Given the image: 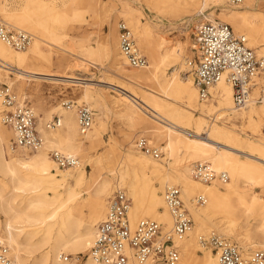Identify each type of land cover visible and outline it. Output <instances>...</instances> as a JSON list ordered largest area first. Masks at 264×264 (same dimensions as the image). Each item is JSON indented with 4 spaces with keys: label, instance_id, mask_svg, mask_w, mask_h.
<instances>
[{
    "label": "bare ground",
    "instance_id": "1",
    "mask_svg": "<svg viewBox=\"0 0 264 264\" xmlns=\"http://www.w3.org/2000/svg\"><path fill=\"white\" fill-rule=\"evenodd\" d=\"M96 2V0H90L91 9L95 8ZM150 3L159 9L157 17L161 21L164 19L161 11L177 14L181 10L191 11L199 6V12H202L208 6H220L221 21L232 24L237 31H244L243 35L249 37L251 43L256 48H260L263 53L261 55H264V14L250 9L248 2L244 7L234 8L227 7L222 0H201V2L199 0H150ZM214 12H211L206 20H220L212 18L216 15ZM32 17L33 15L29 13L10 18L9 23L19 30L31 27L34 31V33L30 32L33 35V43L28 51L20 53L0 38V71L16 74L20 79L31 77V79L51 80L64 85L79 84L86 87L83 97L89 99V87L95 84L87 82L89 79L86 77L66 70L70 66L67 61L64 70L51 68L53 64L51 57L43 55L41 43L45 41L51 44L53 49L64 50V48L54 41L51 42L50 35L45 34L46 28ZM110 20L111 17L107 21ZM203 21L205 20H201L200 23ZM136 28L137 41L140 48L147 54L150 64L135 73L120 71V65L115 68L120 71L118 76L122 81L137 85L148 93L143 99L131 91L130 94L122 92L123 102L113 100L117 107L116 116L125 120L130 128L144 124L147 133L158 141H164L165 145L160 146L163 152L160 159L167 154L169 158L165 157V159L170 164V157L177 156L179 152H185L190 160H194L177 169L175 180L181 183L183 196L191 200L189 201L192 202L191 211L197 222H202L204 217H210L213 212L224 209L227 215L219 221L216 220L217 217L212 219L214 224L226 234L237 237L244 245L255 248L251 250L252 252L263 249L264 103L256 105L254 101L262 98L264 102V77L259 78L251 93L250 101L242 108H237L233 86L226 77L211 85L209 95L206 97L211 95V100L208 101L209 99L199 96L200 91L195 78L193 79L191 75L184 77L182 74L189 66V60L185 58L187 52L184 51V45L177 42L171 46V41L165 34L150 26L137 25ZM110 34L112 38L118 39L117 24H111ZM118 47L123 58L129 63L121 51L120 35ZM85 62L94 63L86 57L79 56L76 65L81 66ZM59 63L63 65L62 61ZM100 81L107 82L115 90L120 91L114 87L117 86L129 92L123 82L117 84L110 78L100 79ZM151 81L158 82L160 88L155 90L148 87L147 84ZM19 85L25 86L24 80L20 81ZM235 106L242 110L235 113L237 111ZM42 110L45 114L39 115L40 124L37 128L42 135L44 146L34 150L29 149L33 153L27 152L26 156H7L6 143L10 139V132L0 120V171L10 177L12 184L9 195L4 194L5 185H0V211L4 215V219H0V239L11 249L18 264H78L83 253L88 256L81 264H99L90 252L97 238V226L105 219L109 211L107 198L114 189L126 191V194H131L133 197L134 204L129 210L132 226L150 216L162 220L168 231L164 236L173 234L175 217L166 202L165 193L168 187L177 185L170 184L172 183L171 175L167 167V170L158 167L155 160L154 162L151 160L154 158L159 161V158L139 148V139L137 144L130 141L131 149L135 144L136 148L149 155V158L135 153L126 155L124 152L116 157L114 155L113 159L115 157L117 163L113 167L115 173L112 180L105 178L88 196H83L81 191L69 186L66 196L63 197L58 188L72 173L59 170L50 159L46 148L54 146L64 153L76 156L80 147L73 142L72 133L77 129L78 120L80 126V118L75 105L68 107L58 104L54 109L45 110L44 105L41 104ZM218 110H223L229 118L237 117L253 123L256 127L255 136L244 138L236 133L224 131L225 123L219 122L218 116H212ZM56 111L60 112V131H48L44 128L45 120L48 124ZM190 125H193L194 132L188 130ZM90 130L92 132L87 134ZM90 130L83 133L80 128V132L86 134L85 137H89L90 143L94 141L102 143L100 125H93ZM188 134L194 138L188 137ZM150 146L157 147L152 144ZM175 146L178 151L176 153L173 149ZM22 148L28 149L19 147V149ZM241 156H245L249 161L241 159ZM113 159L111 156L107 160L111 163ZM175 159L177 163H180L179 155ZM196 160L211 163L217 172H229L231 179L215 182L211 187L197 181L194 176ZM21 167L34 169L38 173L31 178L25 177L20 171ZM84 167L81 161V165L77 167L79 171L75 175L77 185L86 180ZM138 172L145 178L144 182H147L144 193L138 185ZM255 187H259L262 194L256 192ZM48 190H52V193ZM199 193V196L205 199V196L208 197V203L204 208L197 207L195 203V201L198 203L199 197L195 199V195ZM234 193L239 194L237 203L243 205L242 209H238L231 203L230 194ZM128 194L127 196L130 197ZM252 219L259 222L250 233L249 229L244 232L242 229L251 224ZM198 232L199 229L195 226L187 236L180 237L178 242L174 240L175 245L181 250L180 264H221L220 252L217 253L211 249L205 251L201 259L198 258L196 254ZM64 252H70L71 261L64 256Z\"/></svg>",
    "mask_w": 264,
    "mask_h": 264
},
{
    "label": "rangeland",
    "instance_id": "2",
    "mask_svg": "<svg viewBox=\"0 0 264 264\" xmlns=\"http://www.w3.org/2000/svg\"><path fill=\"white\" fill-rule=\"evenodd\" d=\"M96 1L97 2L95 3L96 5L95 8L91 9L89 4L90 0H0V18L5 23L7 22V24L12 29H17V28L9 23L11 22L10 18L12 19L15 16L21 17L22 15H27L31 13L34 19L36 18V21L40 22L43 25L42 27L46 28L45 34H49L51 37L49 40L51 42L54 41L55 43H58V45L64 48V50L61 48L53 49L51 44L46 43L45 41L41 43V49L43 55L47 57H51L53 63L51 64L52 69L64 70V68L66 67L65 63L67 61V63H69L70 66H68L69 69L67 68L66 70L74 72L79 76L86 77L87 79H89L87 80V82L95 84L94 86L89 87L90 98L86 99L85 97H83V93L85 90L84 88L86 87H83L82 85L79 84L71 83L64 85L62 83L54 82L51 80L36 79V78L31 79V77L26 79H20L16 74H11V73L6 74L5 72L0 71V80L5 81L10 85H12L16 93L21 98L27 100L28 103L34 108L36 114V127L39 126L40 124L39 115L45 114L44 110L41 111V104L44 105L45 110L47 109L51 110L54 109V107L58 104L61 106H67L64 104V102L72 101L74 102L75 106H77L78 117H79L78 106L87 105L94 110L96 116H95V123L93 125H97V124L100 125L101 139L103 142L99 143L97 141H94L93 143H90L88 141L89 137H85L86 134H82L80 132L78 119H77L78 120L77 129H75V131H73L72 133L73 142H75V144L80 147L79 152L76 155L80 160L79 165H81V161H82V165L83 164L85 165L84 170L86 172V180L82 184L77 185L75 181V175L79 171V169L77 168L79 167V165L77 167L60 166L52 158L50 153H52V150H57L62 153L64 152L58 150L54 146L46 148V152L48 153L50 159L54 164L57 165V168L59 170L70 171L72 173V175L65 182H63L58 188L59 191L62 192L63 197L66 196L67 188L69 186L81 191V194L83 196H88V194L92 193L94 189L98 185H100V183L105 178L112 180L115 173L113 167L116 166L117 163V159L115 157L116 155L118 156L119 153L124 152V154L126 155H128L129 153H135L139 155H144L147 158H149L148 157L149 155L145 154L144 152L136 148L135 144L134 147L131 149L132 144L130 143V141H134L137 144V140L139 138L145 137L148 140V142L154 146L160 148V146L165 145L164 141L162 140L158 141L155 138H153L150 133H147L146 132L147 129L145 128L146 126L144 124L143 125L140 124L135 126L134 128H130L125 120L119 118L115 114V110L117 109V107H115L116 104H114L113 100H119L120 103L123 102L122 99H124L123 96L124 94H122V92H125L126 94H130L131 91L143 99L145 94L148 93L145 91V89L137 85H132L130 83L122 81L118 76V73L123 70H125L128 73H133V72L135 73V72H139L140 70H143V68L136 69L134 67H131L129 63L123 58L121 52L119 51V47H118L119 23L122 20L128 22L130 26L133 28L134 32L137 31L136 28L137 25L140 27L150 26L152 29L160 31L170 39L171 46L175 45L177 42H181L184 45V51L187 52L185 58L187 60H190L196 55V50H195L196 26L200 24L201 20H206L207 16L209 17V14L213 11H215L214 13L216 15L210 17H212L213 19H220L219 12L221 11L220 6L219 7L208 6L202 12H199V6H197L195 9L191 11L181 10L177 14H171V12L165 13L161 11V14L164 16V19L161 21L157 17L158 14L157 12L159 11V9L155 7L153 4H151L150 0H96ZM199 2H201V0H199ZM245 3L249 4L250 5L249 8L252 9L253 11L255 10L257 12L260 11L261 13L264 14V0H248V1L244 0V2L240 6H236V7H244ZM229 8H234V7H229ZM156 9L157 11H155ZM109 17H111V20L108 22L107 20ZM111 24L118 25L117 40L111 37L110 34ZM230 25L232 26V24ZM24 30L27 32L34 33V31L31 29L30 26H28L27 29ZM235 32L241 35L245 34L244 31L235 30ZM247 39L249 41V45L255 49V51L259 56L263 54L262 51H260L261 50L260 48H256L251 43L249 37H247ZM30 45L28 46L27 49H20V50L17 48L14 49H16L20 53H25L26 51L29 50ZM142 52L143 54L146 55L148 59V64H150L147 54L143 50ZM79 56L86 57L91 61H93L94 63L85 62L83 65L77 66L76 63L78 61ZM60 61L63 62V65H60L59 63ZM117 65L121 66L120 71L115 68ZM187 70H184L182 72L183 76L187 77L191 75L194 79V73L190 68V66H188ZM109 78L110 80L112 79V81L117 84L123 82L124 87L127 90H129V92L117 86L114 87L118 88L120 91L115 90L113 87H110V85L107 82L100 81V79L108 80ZM22 80H24L25 82V86L23 87L19 85L20 81ZM147 86L155 90H158L160 88L159 83L156 81L148 82ZM101 98L103 99L102 101ZM206 99H209L208 101H210L211 95ZM261 99L254 101L255 104L256 105L263 104L264 102ZM240 110L237 109L235 113L239 112ZM2 111H3V103L0 98L1 121H3ZM59 114L60 112L58 111L54 112L49 123L55 120L56 118L60 117ZM212 116H218L219 118L218 121L225 123L226 127L223 128L224 131L227 132L230 131L231 133H236L244 138H248V137L253 138L255 136V128H256L255 125L247 120L244 119L242 120L237 117L229 118V116L225 114L223 110H218L216 113L212 114ZM207 119L210 120V118ZM48 124H46V120H45L44 128L46 130L48 131L50 130L53 132H56L58 130L60 131L59 129L60 126H57L55 127V129H52L48 126ZM7 128L9 129L10 132V139L6 143L7 156H11V155L26 156L27 152H32V150L23 149V148L17 149L16 151H12L10 149V144L12 138L14 137V130L9 126ZM92 130L88 131L87 134L89 132L91 133ZM188 130L194 132L193 125H190ZM38 132L42 138V135L39 130ZM188 137L194 138V136H192L191 134H188ZM43 146H44V141L42 147ZM183 148L184 147H182V149ZM173 149L175 153L178 152L176 146ZM64 154H68V153H64ZM114 155L115 157L113 159ZM178 155L180 157V159H178L180 160V163H177L175 159ZM178 155L170 157L171 159L170 164L165 159V157H167V154H164V158L160 159L159 161H157L154 158L153 159L150 158V159L153 162L155 160V162L157 163L155 164L158 167L165 168L166 170L168 168V173H170L171 175L170 182H172L170 184L177 185L181 189L182 199L185 201L189 209V212L193 218L192 228L183 236H187L189 232L195 228V226L198 227L199 236L197 239L198 245L196 250V254L198 258L201 259L204 256L205 251L209 249L213 251L212 247L204 246L199 242V238L201 235H205V234L209 235L212 233V231H215L220 235L226 236L230 241L232 240L234 242L239 243L248 251L255 249L253 247H249V245L246 246L247 244L244 245L243 242H241L237 237L226 234L218 226L214 224L212 219L217 217L216 220L219 221L224 215H227V212L224 209L219 210L218 212L217 211L213 212L211 214L212 216L210 215V217L207 218L204 217L203 218L204 220L202 222L196 221V218L191 211L192 202H189L191 200H188L185 198V196H183V188L181 186V183L175 180L177 169H179L186 163L193 162L194 160H190V158L187 157V154H185V152H179ZM111 156L113 162L109 163L107 159ZM168 158L169 157H167V159ZM240 158L245 161H249V159L246 158L245 156H241ZM197 162L198 160L195 161V164ZM20 171L25 177L28 178H31L38 173L34 169L24 168V167L23 168L21 167ZM228 174L230 180L231 175L229 172ZM137 177H138L139 188L144 193L146 191L147 182L146 183L144 182L145 178H143V175L140 172L137 173ZM196 180L206 185H209V187L213 186L215 182L222 181L220 179H215L211 182L206 183L197 178ZM2 184L5 185L4 194L9 195L11 193V185H12L10 181V177L6 175L4 172L0 171V185ZM254 189L259 194L261 193L259 187H255ZM48 191L52 193V190H48ZM116 191L119 190L114 189L110 193L109 197L107 198V202L109 201L110 196L114 194ZM249 192H251V190H249ZM128 195L131 197L132 206H133L134 204L133 197L131 196V194ZM199 195L200 193L196 194L195 199H197V196ZM205 197H206L205 202L202 204H199L197 203V201H195V203L198 205L197 207L204 208L207 205L208 197L207 196ZM238 198H239V194L237 193L230 194L231 203L235 205L238 209H242L243 205L237 203ZM147 218L155 219L161 223L162 225L161 237H164V235L168 231L165 228L162 220L150 216ZM0 219H4V215L1 211H0ZM258 222H259L258 220L252 219L251 224L245 226L242 230L244 232H247V230L249 229L248 232L250 233L251 229L255 228V225ZM133 226H136V224ZM180 237L182 236H175L174 240L178 242L177 240ZM64 256H67L71 261L72 255L70 254V252H64ZM87 256L88 255H86V253L85 254L83 253L81 255V260L78 261V264H81L83 261H85L87 259Z\"/></svg>",
    "mask_w": 264,
    "mask_h": 264
},
{
    "label": "built area",
    "instance_id": "3",
    "mask_svg": "<svg viewBox=\"0 0 264 264\" xmlns=\"http://www.w3.org/2000/svg\"><path fill=\"white\" fill-rule=\"evenodd\" d=\"M228 7L240 6L244 0H223ZM120 47L131 67L142 68L148 59L140 49L133 28L126 22L119 23ZM0 38L17 49H27L33 35L25 30L12 29L0 18ZM196 55L189 60L195 83L202 98L209 95L211 85L226 77L234 89L237 108L250 101L254 86L264 77V55L259 56L245 35L237 34L227 22L205 20L196 26ZM0 98L3 103V122L14 130L10 149L19 147L38 149L43 144L37 127L34 108L21 98L12 85L0 80ZM68 107L74 102H64ZM80 128L83 133L95 123V112L89 106H78ZM60 125V118L49 123L50 127ZM139 148L155 158H162L158 147L150 146L144 137L139 138ZM52 157L63 167L76 166L80 160L73 155L52 151ZM194 176L204 182L213 179L229 180L225 171L217 172L209 162H197ZM109 211L98 224L97 238L91 248V255L99 264H180L181 252L174 243V235L183 236L193 226V218L182 199L179 187L166 189L165 199L171 208L175 225L173 234L161 237L162 225L155 219H141L135 227L129 218L131 198L124 191H116L109 198ZM205 201L198 197V203ZM200 243L220 252L221 264H264V248L247 252L238 243L226 236L213 232L201 235ZM0 264H18L11 249L0 239Z\"/></svg>",
    "mask_w": 264,
    "mask_h": 264
},
{
    "label": "crops",
    "instance_id": "4",
    "mask_svg": "<svg viewBox=\"0 0 264 264\" xmlns=\"http://www.w3.org/2000/svg\"><path fill=\"white\" fill-rule=\"evenodd\" d=\"M8 127V126H7Z\"/></svg>",
    "mask_w": 264,
    "mask_h": 264
}]
</instances>
